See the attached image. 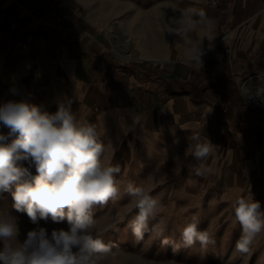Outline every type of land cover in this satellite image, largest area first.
Listing matches in <instances>:
<instances>
[{
	"label": "crops",
	"instance_id": "0c3cea01",
	"mask_svg": "<svg viewBox=\"0 0 264 264\" xmlns=\"http://www.w3.org/2000/svg\"><path fill=\"white\" fill-rule=\"evenodd\" d=\"M199 1L0 0L2 97L19 98L9 91L15 86L55 112L59 99L73 96L77 118L103 131V162L141 170L150 193L203 196L208 209L234 216L232 202L251 192L264 208V114L239 91L240 82L255 90L264 74V0H222L217 8ZM203 8L211 31L167 32L169 18ZM118 18L134 52L125 66L104 52ZM211 43L203 63L189 62L190 47ZM193 135L219 146L203 176Z\"/></svg>",
	"mask_w": 264,
	"mask_h": 264
},
{
	"label": "clouds",
	"instance_id": "9594fccd",
	"mask_svg": "<svg viewBox=\"0 0 264 264\" xmlns=\"http://www.w3.org/2000/svg\"><path fill=\"white\" fill-rule=\"evenodd\" d=\"M195 15L198 21L192 20ZM197 27L211 31L212 24L204 11H182L179 17L169 18L165 28L169 34L187 35ZM187 43V41H185ZM212 43L190 47L189 62L203 63ZM253 91L239 83V91L246 99L264 102V74ZM12 98L0 102V193L10 192L11 207L26 214L37 227L28 230L23 240L19 217L0 210V264H98L99 259L111 252L114 243H105L94 234L96 219L94 209L116 201L122 194L117 176L120 167L105 165L106 151L101 141L103 131L96 124L79 120L73 111V96L57 101L55 112H49L30 102L17 87L10 88ZM191 155L198 162L196 175L211 173L207 162L219 146L207 137L193 135ZM21 162H26L23 166ZM35 169V175L32 169ZM123 194L135 201L136 215L127 223L136 242L149 238L160 239L167 245L173 243L165 235L166 228L155 220L157 201L142 187L128 182ZM241 236L236 241V251L247 254L257 236L264 232V208L250 192L232 202ZM53 223L67 221V229L39 226L41 220ZM199 219L193 217L180 231V241L174 247H192L199 243L206 251L215 239L205 230H199ZM118 231L117 225L111 226Z\"/></svg>",
	"mask_w": 264,
	"mask_h": 264
},
{
	"label": "rangeland",
	"instance_id": "374dc122",
	"mask_svg": "<svg viewBox=\"0 0 264 264\" xmlns=\"http://www.w3.org/2000/svg\"><path fill=\"white\" fill-rule=\"evenodd\" d=\"M192 0H183L184 4ZM204 3V0L202 1ZM199 1V6H203ZM201 11V10H199ZM208 13L205 8L203 10ZM127 27L126 23L115 19L111 21L104 34L105 53L110 55L119 66H125L134 61L132 48L128 49L125 56H130L128 61L124 57H117L118 50L113 45L111 32L122 30ZM118 29V30H117ZM129 37L131 38L130 34ZM5 83L0 80V102L5 101ZM0 131L7 132V129L0 128ZM27 166L26 162H21ZM105 165H111L105 163ZM123 165V168H121ZM120 173L117 179L122 186V194L116 201H110L103 207L94 209L96 225L93 229L94 234L103 238L105 243H114L111 252L102 256L98 264H264V232L259 234L247 254L236 251V241L241 236V227L235 221L234 216L224 214L217 209H208L204 206L203 196L192 195H173L163 196L157 191L150 193L147 188V181L142 178L143 172L124 163L117 164ZM35 175V169H32ZM172 183L176 179L171 180ZM128 182L135 186L142 187L146 193L150 194L157 201V215L150 224L159 222L161 227L166 228L167 235L173 243L164 245L160 239L153 240L146 234L144 241L136 242L130 228L127 227L128 221L136 215L135 201L126 194H123V186ZM12 197L10 192L0 193V210L9 211L12 215L19 217L21 229L20 239L23 240L26 232L37 225L32 224L26 214L17 213L12 207ZM199 219V230L207 231L214 239L215 244L210 245L206 251L202 250L199 243L192 247H174L180 241V229L193 217ZM115 224L119 230H113L111 226ZM39 226L45 227L49 233L52 229H67V221L53 223L41 220Z\"/></svg>",
	"mask_w": 264,
	"mask_h": 264
},
{
	"label": "built area",
	"instance_id": "2783aa9c",
	"mask_svg": "<svg viewBox=\"0 0 264 264\" xmlns=\"http://www.w3.org/2000/svg\"><path fill=\"white\" fill-rule=\"evenodd\" d=\"M221 2H222V0H204L205 5L209 8H217L220 6ZM116 32H117L116 30L111 32V34H113V37H112L113 39L114 38L116 39V37L114 35ZM113 45L119 52L116 54L117 57H119V56L124 57L128 61L132 60V58L130 56H124V54L119 51L115 42L113 43ZM126 53H128V51H126ZM253 91H255V90H253ZM244 101H245L246 106L251 107V108H255V109L259 110L262 114H264V102H261L258 99H246L245 97H244Z\"/></svg>",
	"mask_w": 264,
	"mask_h": 264
},
{
	"label": "bare ground",
	"instance_id": "6f19581e",
	"mask_svg": "<svg viewBox=\"0 0 264 264\" xmlns=\"http://www.w3.org/2000/svg\"><path fill=\"white\" fill-rule=\"evenodd\" d=\"M114 35L116 39L114 38L113 41L115 42L117 48L119 49L121 53L125 54L129 46V39L127 37L126 32L122 29V30H118Z\"/></svg>",
	"mask_w": 264,
	"mask_h": 264
}]
</instances>
